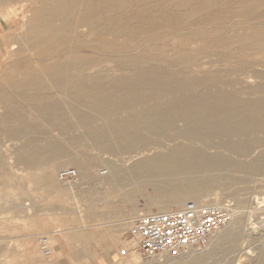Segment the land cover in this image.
Listing matches in <instances>:
<instances>
[{"label": "bare ground", "instance_id": "1", "mask_svg": "<svg viewBox=\"0 0 264 264\" xmlns=\"http://www.w3.org/2000/svg\"><path fill=\"white\" fill-rule=\"evenodd\" d=\"M6 1L10 5L27 2L30 6L24 30L9 41L6 67L0 71V127L8 140L43 131L18 106L22 100L36 119L65 135V142H81L75 133L69 134L72 123L67 109L88 139L104 152L138 150L139 156L129 157L124 168L105 163L104 168L96 171V180H100L101 186L126 184L128 201L148 185L149 202L159 206L157 212L167 211V205H181L185 197L195 203L203 196L215 197L216 189L227 191L229 185L231 188L236 182L240 184L245 178L264 173V95L240 96L208 85L194 90L192 85L199 84L200 78L187 77L191 71H170L158 66L155 62L160 60L159 55L150 53L143 42L129 44L141 38L144 30L152 29L154 20L136 24L140 29L134 34L127 32L141 17L127 9L125 0ZM128 1L144 2L150 8L156 3ZM171 1L183 4L188 0ZM253 10L247 8L243 14ZM250 39L234 36L227 40L240 54L229 70L237 79L264 78V72L254 68L264 66V58L253 62L240 53L248 49L264 53V46L255 48L262 41L257 36ZM225 42L213 40V44ZM217 55L225 62L231 59L225 53ZM161 61L170 66L203 67L214 59L200 60L199 51L195 50L188 54L178 52ZM149 62L154 63L143 65ZM260 88L257 91H262ZM54 96H68L77 105L65 109ZM94 116L103 118L102 123L95 124ZM158 137L165 138L167 143L158 142ZM148 144L153 145L146 147ZM63 145L53 138L38 141L27 137L13 159L33 167L40 158L50 162L66 156ZM78 157L73 155L67 160L88 178L80 165L82 156ZM99 189L94 187L92 192L96 194ZM233 211L230 221L209 241L203 258L236 247L233 236L240 231L242 214L238 209ZM150 212L149 209L145 214ZM249 230L252 231L244 228V232L250 233ZM251 252V264H264V246Z\"/></svg>", "mask_w": 264, "mask_h": 264}, {"label": "rangeland", "instance_id": "2", "mask_svg": "<svg viewBox=\"0 0 264 264\" xmlns=\"http://www.w3.org/2000/svg\"><path fill=\"white\" fill-rule=\"evenodd\" d=\"M125 2L127 9L141 17L134 21V27L126 29L130 34L140 29L137 25L154 20L155 26L152 29L144 30L141 38L129 41V44L134 46L143 42L150 53L159 55L160 60L155 62L158 66L170 71H191L187 77L200 78L199 84L192 85L194 90L208 85L234 91L240 96L264 95V78L237 79L235 74L229 71L235 62H238L237 57H240V54L234 50L233 45L227 43V40H231L234 36H240L246 40L257 36L262 44H257L255 48L264 46V0H188L183 4L171 0H156L152 8L145 6L144 2L139 4H131L128 0ZM23 3L10 5L6 0H0V71L6 67L4 59L10 48L9 41L13 36L21 34L30 16L29 4ZM251 7L254 10L244 15L245 10ZM133 19L136 20V16ZM217 39H223L226 42L213 44V40ZM195 50L199 51L200 60L211 58L214 62L198 67L193 64L170 66L161 61V58L173 57L178 52L188 54ZM218 52L229 55L230 61L221 60L217 55ZM240 53L253 62L264 58V53L259 50L254 52L248 49ZM257 66L254 65L257 72H264L263 65ZM259 87L262 91H257L256 88L259 89ZM54 97L65 109L72 104L77 105V102L68 96ZM18 106L28 120L40 124V129L42 128L43 131L41 129L40 133L21 136L24 138L21 140L19 137V142V138L8 140L0 127V235H9L12 226L29 231L35 229L36 234L29 241L33 240L36 249L40 251L37 239L47 234L43 229L49 227L67 237L72 256L81 259L78 264H251L253 257L250 256V251L253 252L257 247L264 246V200L257 201V199H264V173L262 172V174L251 177L252 179L241 180L240 184L239 182H236L237 185L232 184L231 188L229 185L227 191V188L225 190L216 189L213 191L216 194L215 197L213 195L203 196L198 202L199 204L219 202V204L229 206L232 217L234 209H238V212L242 214V221L243 217L245 220L240 223L242 224L239 229L241 232L237 231L233 236L235 251L233 249L220 250L211 258H203L209 249L208 245L203 250L189 248L175 254L166 253L149 260H141L132 251L133 242L129 241L131 237L129 231L132 221L137 216L147 213L149 209L151 212H157L159 208L156 204L149 202L150 187L144 186L141 192L135 193L128 201L125 194L129 186L126 184H121V186L118 182L113 183L111 187L106 184V186L104 184L101 186L100 180H96V171L104 168L105 163L124 168L129 163L126 162L129 157L139 156L138 150L115 149L104 152L88 139L83 129L74 121L75 118L66 109L73 129L69 134L75 133L81 140V142L69 144L64 141L65 135H59V132L36 119L27 103L19 100ZM78 107L84 108L80 105ZM93 119L95 124L103 121L100 116H94ZM27 137L38 138V141L46 138L57 139L62 145L64 144L67 155L50 162L40 158L39 163L33 167L16 162L13 158L18 151L17 148ZM157 141L167 143L163 137H158ZM175 141L177 140L172 142ZM151 145L153 144H148L146 147L151 148ZM73 155L82 156L78 159L81 160L80 165L84 168L82 170L89 175L88 178L83 177L75 165L67 160ZM69 167L77 171L78 177L75 182L59 177L60 171ZM133 184L137 183L133 182ZM94 187L100 188L96 194L92 192ZM187 201H190L189 197H185L181 205H167V210L181 207ZM237 202L239 207H237ZM245 227L252 230H249L251 234L244 232ZM215 236L216 234L210 239L211 242ZM125 247L129 249V254L125 257L118 256V251ZM196 256L202 259L199 260ZM32 263L6 260L5 255H0V264Z\"/></svg>", "mask_w": 264, "mask_h": 264}, {"label": "built area", "instance_id": "3", "mask_svg": "<svg viewBox=\"0 0 264 264\" xmlns=\"http://www.w3.org/2000/svg\"><path fill=\"white\" fill-rule=\"evenodd\" d=\"M60 179L77 180L74 168H64ZM231 219V210L226 204L185 202L181 207L164 212H152L137 216L129 231L132 251L141 259L149 260L166 253L197 248L206 249L210 239ZM37 245L44 256L51 254L50 239L41 235ZM129 254L127 247L118 251V256Z\"/></svg>", "mask_w": 264, "mask_h": 264}, {"label": "crops", "instance_id": "4", "mask_svg": "<svg viewBox=\"0 0 264 264\" xmlns=\"http://www.w3.org/2000/svg\"><path fill=\"white\" fill-rule=\"evenodd\" d=\"M43 230L50 237L49 256H43L36 249L35 242L29 241L35 236V229L29 231L18 226L10 227L9 235H0V255H5L6 260L33 262L32 264H78L81 259L72 256L70 243L65 235L49 227Z\"/></svg>", "mask_w": 264, "mask_h": 264}]
</instances>
